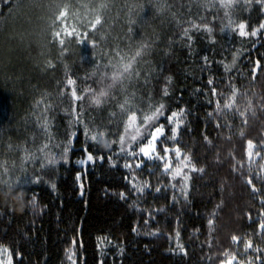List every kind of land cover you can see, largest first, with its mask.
I'll return each mask as SVG.
<instances>
[{
  "label": "trees",
  "instance_id": "16d2710c",
  "mask_svg": "<svg viewBox=\"0 0 264 264\" xmlns=\"http://www.w3.org/2000/svg\"><path fill=\"white\" fill-rule=\"evenodd\" d=\"M261 225L264 0H0L12 264H264Z\"/></svg>",
  "mask_w": 264,
  "mask_h": 264
},
{
  "label": "snow or ice",
  "instance_id": "6c2138e0",
  "mask_svg": "<svg viewBox=\"0 0 264 264\" xmlns=\"http://www.w3.org/2000/svg\"><path fill=\"white\" fill-rule=\"evenodd\" d=\"M68 16H69V10H68V6L67 5H65L59 11V14L56 16V21L59 22V23H61L62 30L61 31L54 32L53 35H54L55 38L58 39V42H59V44L61 46H63L64 43H65L64 39L62 38L63 36L66 35L68 37H72L73 35H75L77 38H79V36H80V33L74 27L73 28H69V26L67 24V18H68ZM100 23H101V19H100L99 15H97L96 18H95L94 23H92V25H91L92 30H95L96 29V26L99 25ZM224 67H225V70L226 71H230L231 70V69H229V67L227 65H225ZM73 83H74V81L72 79H69L68 82H67V85L72 86ZM71 94H72L71 95L72 100H74V101H76L78 99H80V100L83 99V96H80L79 98H77V96H76V89L75 88H72ZM103 96H104V93H101V95L97 97V99H96L95 102L97 104H99L101 102V98ZM129 110H131V109L129 108ZM177 126L179 127L180 125L178 124ZM48 128H49V121H48V117L45 116L44 117V123L41 125V129H42V131H44V133L47 136L50 137V133L48 132ZM75 135H76V133L73 134V137H75ZM163 139L164 138L162 137L157 142H159L160 144H162L163 143ZM42 148H49V144L45 143ZM162 150H163V152H166L167 151L166 149H162ZM142 157L145 159L146 162L149 161V160H152V157L151 156L145 157V156L142 155ZM26 159H27V157H26ZM155 161H159L162 164V161L161 160H155ZM61 162H65L66 163L67 161H61ZM89 162H94L93 161V156L91 154L87 155L86 160H80L79 161V163L81 165H85V164H87ZM36 163L38 164V166H40V160H39V158L36 159ZM49 166H51V165H49ZM113 166H115V165H113ZM138 166L139 167H142V165H138ZM261 230L264 231V225H261ZM236 243L237 244L240 243L239 239H237ZM249 247L251 248V242H249ZM182 254H185V255L187 254L185 249H184V251H182ZM234 262H235V260H229L227 262V264H234ZM8 264H12L11 259H9Z\"/></svg>",
  "mask_w": 264,
  "mask_h": 264
},
{
  "label": "rangeland",
  "instance_id": "374dc122",
  "mask_svg": "<svg viewBox=\"0 0 264 264\" xmlns=\"http://www.w3.org/2000/svg\"><path fill=\"white\" fill-rule=\"evenodd\" d=\"M241 30H242V27H241ZM134 125L135 124L132 122L129 123V127H128L129 132H128L127 136L125 135L123 142H127L128 144L133 142L134 138L137 135V129ZM160 133H161V129H157L156 131H154L153 135L150 137L149 142L142 146L141 151H140L142 155L147 156L149 154V152L154 147V141L159 137ZM178 174L180 176H184V171L182 168H180V170H178ZM3 251H5V252H3ZM9 259H11V261H12V258L10 256L8 250L4 247L0 248V264H8Z\"/></svg>",
  "mask_w": 264,
  "mask_h": 264
}]
</instances>
